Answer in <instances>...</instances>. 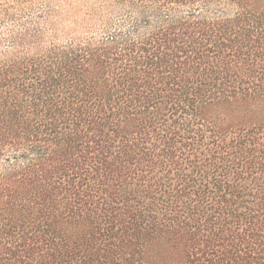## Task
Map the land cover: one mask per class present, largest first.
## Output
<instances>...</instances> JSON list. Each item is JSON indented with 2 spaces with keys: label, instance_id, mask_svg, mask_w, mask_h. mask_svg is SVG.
<instances>
[{
  "label": "trees",
  "instance_id": "1",
  "mask_svg": "<svg viewBox=\"0 0 264 264\" xmlns=\"http://www.w3.org/2000/svg\"><path fill=\"white\" fill-rule=\"evenodd\" d=\"M264 0L0 4V264H264Z\"/></svg>",
  "mask_w": 264,
  "mask_h": 264
},
{
  "label": "rangeland",
  "instance_id": "2",
  "mask_svg": "<svg viewBox=\"0 0 264 264\" xmlns=\"http://www.w3.org/2000/svg\"><path fill=\"white\" fill-rule=\"evenodd\" d=\"M6 0H0V4L4 3ZM42 1V0H40ZM264 115V111L262 110L261 113L259 114V116H263Z\"/></svg>",
  "mask_w": 264,
  "mask_h": 264
}]
</instances>
